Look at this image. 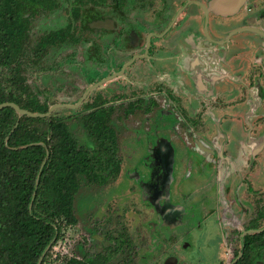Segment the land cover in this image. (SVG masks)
<instances>
[{"label":"flooded vegetation","instance_id":"af4514ba","mask_svg":"<svg viewBox=\"0 0 264 264\" xmlns=\"http://www.w3.org/2000/svg\"><path fill=\"white\" fill-rule=\"evenodd\" d=\"M52 1L36 15L39 101L75 105L91 88L78 106L54 110L77 129V116L102 112L112 129V118L147 116L154 128L166 119L140 186L151 211L165 225L183 223L181 205L201 215L203 252L182 264L237 263L251 235L241 232L264 226V0Z\"/></svg>","mask_w":264,"mask_h":264},{"label":"trees","instance_id":"16d2710c","mask_svg":"<svg viewBox=\"0 0 264 264\" xmlns=\"http://www.w3.org/2000/svg\"><path fill=\"white\" fill-rule=\"evenodd\" d=\"M52 4L0 0V104L46 112L47 104L26 84L24 71L28 62L36 66L38 57L37 42L29 46L30 21ZM72 117L54 111L45 118H18L12 108L0 110V264H37L40 258L39 264H135L137 247L125 227L102 217L105 226L95 231L101 237L98 252L53 253L54 245L77 228L74 199L80 186H103L120 171L110 113L76 117L82 143L70 129ZM261 236L264 231L245 237L243 257L235 264L261 260Z\"/></svg>","mask_w":264,"mask_h":264},{"label":"rangeland","instance_id":"374dc122","mask_svg":"<svg viewBox=\"0 0 264 264\" xmlns=\"http://www.w3.org/2000/svg\"><path fill=\"white\" fill-rule=\"evenodd\" d=\"M38 25V18L35 16L30 21L29 46L37 39ZM24 77L26 84L38 97L37 67L32 66L30 62L26 63ZM166 121L162 118V126L154 128L151 123L149 124V120L147 121V116H132L126 125L117 124L116 119L112 118L111 124L117 134L118 157L121 162L119 174L113 181L103 186L84 184L80 186L74 199L77 228L73 234L67 232V238L54 245L52 249L54 255L72 253L79 256L80 250L89 254L98 252L101 248V237L96 235L95 231H101L102 226H105L101 217L104 221L110 219L111 223L125 227L132 237L133 246L137 247L135 264H166L164 257L169 253H173L175 258H172L174 261H167V264H182L183 256L196 257L203 252L198 236L202 235L204 228L202 226L199 228L197 222L201 215L196 209L190 212L191 207L181 205L187 210L183 216V223L165 225L160 223L156 214L151 211H155L151 195L149 193L144 195L140 187L154 166L153 157L157 156L154 149L157 143L155 139L159 137L158 140L166 139ZM70 126L74 138L82 143L84 139L81 128L77 129V124ZM173 159L172 169L177 173L180 160L176 153ZM197 179L198 176L194 177V175L184 179L180 186L181 192L191 190ZM178 192L181 193L180 190ZM164 197L166 200L170 199L166 193ZM186 218L189 221H185ZM191 227L196 230L199 228L196 235L193 234V239H191V231L188 232ZM170 236L175 237L173 241H167ZM187 243L189 249L184 251L182 248Z\"/></svg>","mask_w":264,"mask_h":264},{"label":"water","instance_id":"95a60500","mask_svg":"<svg viewBox=\"0 0 264 264\" xmlns=\"http://www.w3.org/2000/svg\"><path fill=\"white\" fill-rule=\"evenodd\" d=\"M237 4H238V2L236 1L234 4H230L229 7L234 9V8L236 7ZM221 8H222V9H225V7H221ZM90 89H91V88H89V89L85 92V94L82 96L81 100H79V101L77 102V104H75V105H61V104L51 105V106L47 109V111L44 112V113H31V112H29V111H27V110L20 109L17 105H15V104H13V103H1V104H0V110L3 109V108H7V107L12 108V109L16 112L18 118H20V117H22V116H27V117H29V118H33V119H35V118H45V117H48V116H49V115H50L55 109H57V108H61V107H64V108H72V107H76V106H78V105L81 103V101L84 99L86 93H87ZM263 229H264V226H262L261 228H258V229H252V230H248V231H242V232H241V235H244V234H256V233H260ZM50 244H51V243H50ZM50 244L46 247V249L44 250L43 254L47 251V249H48V247L50 246ZM43 254L41 255V257L43 256ZM40 260H41V258L39 259V261L37 262V264H39Z\"/></svg>","mask_w":264,"mask_h":264}]
</instances>
